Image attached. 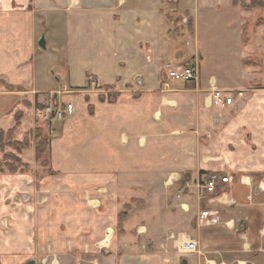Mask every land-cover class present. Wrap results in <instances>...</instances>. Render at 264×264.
Masks as SVG:
<instances>
[{"label": "crops", "instance_id": "1", "mask_svg": "<svg viewBox=\"0 0 264 264\" xmlns=\"http://www.w3.org/2000/svg\"><path fill=\"white\" fill-rule=\"evenodd\" d=\"M51 101L75 106L49 122L56 173L0 174V264H264V7L0 0V130L23 140ZM211 172L231 182L205 193Z\"/></svg>", "mask_w": 264, "mask_h": 264}, {"label": "built area", "instance_id": "2", "mask_svg": "<svg viewBox=\"0 0 264 264\" xmlns=\"http://www.w3.org/2000/svg\"><path fill=\"white\" fill-rule=\"evenodd\" d=\"M167 79L190 82L199 79L200 68L199 63L193 62L180 66H167L165 70ZM217 103L231 104L233 97L229 95H223L221 93L215 94ZM75 112V106L73 103L67 105L55 104L53 101L48 103L43 108V119L45 122H52L54 120H63L65 117L72 115ZM231 182V177L227 173L211 172L204 175L201 181L202 190L208 194H214L221 190V187ZM213 211L203 210L201 212L202 217L212 216ZM180 249L185 253H192L198 251V243L195 240H189L184 242Z\"/></svg>", "mask_w": 264, "mask_h": 264}, {"label": "rangeland", "instance_id": "3", "mask_svg": "<svg viewBox=\"0 0 264 264\" xmlns=\"http://www.w3.org/2000/svg\"><path fill=\"white\" fill-rule=\"evenodd\" d=\"M217 93L218 92H216L215 94H217ZM103 97H105V95ZM107 97L108 98H114V97H116V93L107 92ZM91 108H93V107H91ZM90 111H92V109H90ZM40 127H43L45 129V131L48 135V138L51 140L52 132L50 131V127L47 126L46 124L41 125ZM32 132L34 133L35 131L33 130ZM6 133L7 132L5 131V134L0 135V138L2 141L1 142L2 147L0 146V166H5L8 163H11L15 166H18V162H17L16 157H19V159L21 158L22 161H24V159L20 155L24 151H21V153H20V151L16 148L17 145H16L15 141H21V140H17V138H21V137H16L15 132L13 134L12 133L6 134ZM25 139H26V137L23 140H25ZM30 146H36V141H35L34 135L32 137L30 136L29 147ZM27 150L28 151L25 153L26 160L30 157V154L32 155V152L29 149H27ZM35 151H36V149H35ZM42 157L43 158L41 160H37L35 157V162L33 164H29L28 171H23V172H28V173L32 172V173L38 174V175H54L51 172V171H53L52 167H51V147L46 150V152L43 154ZM5 173H7V172H5ZM213 219L215 220V217L212 218V221H213ZM215 221L219 222V220H217V219Z\"/></svg>", "mask_w": 264, "mask_h": 264}, {"label": "trees", "instance_id": "4", "mask_svg": "<svg viewBox=\"0 0 264 264\" xmlns=\"http://www.w3.org/2000/svg\"><path fill=\"white\" fill-rule=\"evenodd\" d=\"M234 4H241L242 7L244 8H256V7H264V0H251L248 4L246 3V0H234ZM173 23L175 25V28L172 29L170 32L172 34H176L179 33V24H178V19H172ZM189 27H192V23H189ZM92 112V111H91ZM19 125V123H17V125L13 128L10 129L9 131H7L6 134H13L16 129L17 126ZM46 125L50 127V123L46 122ZM33 131V130H32ZM30 131L29 133L31 134H27L26 139L25 140H21V141H15L16 145H17V149L20 151H24L25 149H27L29 147L30 144V136L32 137L34 135L35 137V141H36V159L37 160H41L43 157V154L46 152L47 149H49L51 147V140L48 138V135L45 131V129L43 127H37L34 131V133ZM33 133V134H32ZM5 134L4 130H0V135ZM1 138H0V146L2 147L1 144ZM17 162H18V166H15L11 163L6 164L5 166H0V174L5 173V172H9V173H16V172H23V171H28L29 169V164L22 161V159L19 157H16ZM52 174H55V171H51Z\"/></svg>", "mask_w": 264, "mask_h": 264}, {"label": "water", "instance_id": "5", "mask_svg": "<svg viewBox=\"0 0 264 264\" xmlns=\"http://www.w3.org/2000/svg\"><path fill=\"white\" fill-rule=\"evenodd\" d=\"M39 44L42 47H46V39H45L44 36L40 39ZM52 73H53V75H55V77L57 79H59V76L61 75L59 72H56L55 70H53ZM28 264H35V262L34 261H31Z\"/></svg>", "mask_w": 264, "mask_h": 264}, {"label": "flooded vegetation", "instance_id": "6", "mask_svg": "<svg viewBox=\"0 0 264 264\" xmlns=\"http://www.w3.org/2000/svg\"><path fill=\"white\" fill-rule=\"evenodd\" d=\"M31 261H34L35 262V264H37V262H36V260L35 259H31V260H29L27 263H25V264H28L29 262H31Z\"/></svg>", "mask_w": 264, "mask_h": 264}]
</instances>
